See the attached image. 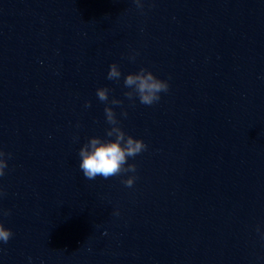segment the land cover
I'll use <instances>...</instances> for the list:
<instances>
[{"label":"water","instance_id":"water-1","mask_svg":"<svg viewBox=\"0 0 264 264\" xmlns=\"http://www.w3.org/2000/svg\"><path fill=\"white\" fill-rule=\"evenodd\" d=\"M143 2L0 0V264H264V0ZM140 68L152 106L124 96ZM101 87L148 146L132 188L79 168Z\"/></svg>","mask_w":264,"mask_h":264},{"label":"clouds","instance_id":"clouds-1","mask_svg":"<svg viewBox=\"0 0 264 264\" xmlns=\"http://www.w3.org/2000/svg\"><path fill=\"white\" fill-rule=\"evenodd\" d=\"M134 2L137 8L143 11V0H134ZM121 75L119 66L112 63L109 66L107 79L119 82ZM123 83L125 88L130 89L124 93V96L132 102L138 98L139 102L146 106H152L159 102L161 93H167L170 87L167 80L158 78L146 68H140L138 72L126 75ZM110 91L107 87L98 88L96 96L106 104L104 108L105 118L111 127L106 130V138L90 137L79 149V157L81 158L79 168L87 180H95L97 177L108 180L111 177L133 173L121 181L125 187L132 188L137 179V176L134 175L137 166L135 163H128V159L140 155L147 150L148 146L142 139L134 138L122 129L113 107L108 105L121 106L123 101L116 98L109 101ZM85 107H91V102L86 101ZM121 114L127 116V112ZM6 155L9 159L11 158V153L6 154L0 150V177L5 175V169L8 167ZM2 214L7 216L11 213L10 211H3ZM114 215H119V211H116ZM257 231L259 232V228ZM12 236V230L0 222V242L7 244ZM261 238L264 239V233L261 234Z\"/></svg>","mask_w":264,"mask_h":264}]
</instances>
